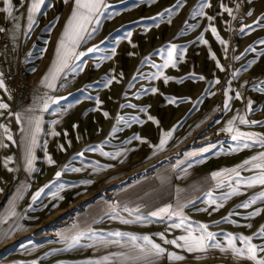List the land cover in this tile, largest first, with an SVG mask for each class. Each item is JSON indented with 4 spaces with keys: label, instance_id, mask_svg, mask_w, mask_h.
I'll list each match as a JSON object with an SVG mask.
<instances>
[{
    "label": "rangeland",
    "instance_id": "1",
    "mask_svg": "<svg viewBox=\"0 0 264 264\" xmlns=\"http://www.w3.org/2000/svg\"><path fill=\"white\" fill-rule=\"evenodd\" d=\"M206 2L210 6L202 17L194 12L205 0H182L178 7H174L178 0H105L107 8L100 23L90 26L96 31L76 49L82 55L74 61L75 70H66L55 81V89L49 90L40 81L54 59L72 4L46 0L38 23L25 36L27 5L19 7L20 0H13L19 9L15 15L21 17V31L15 41L0 33V52L5 53L0 55V71L12 97L9 99L0 89V99L12 112L22 111L44 92L58 103L40 114L33 172L25 170L20 125L8 111L0 116V123L9 126L16 141L5 140L9 146L0 148V264H82L121 251L118 246L67 249L62 236L88 228L101 236L116 231L149 235L168 251L186 257L169 261L165 256L159 264H234L230 256L218 250L196 259L197 254L163 244L157 233L164 232L167 239L184 234L182 228L169 227L178 219L126 224L109 215L112 205H117L118 211L124 205H139L141 213L147 215L167 204L175 206L178 200L187 203L193 199L195 205L188 204L184 209L188 222L193 226L207 224L209 231L221 237L227 233L253 235L264 225V202L238 207L264 191V185L241 186V194L217 199L223 206L216 211L212 210L215 205L209 207L206 195L211 191L214 198H219L231 191L227 183L217 187L218 180L212 173L232 169L264 152L260 145L238 147L231 134L222 131L238 115L264 122V92L254 87H264V45L259 43L264 40V20L254 25L264 16V0H243L235 20L227 13L218 15L221 0ZM222 2L235 8L234 0ZM169 8L173 9L170 16L165 12ZM248 12L252 15H246ZM160 13H164L162 18ZM207 16L215 20L210 22ZM210 23L227 41V50L211 32ZM244 25H253L254 30L240 32ZM0 27H12L4 13H0ZM201 35L207 44L198 41ZM173 45V61L168 62L167 52ZM90 48L94 50L89 52ZM253 60L256 63L252 64ZM165 63L167 67H163ZM237 70L238 77L232 79ZM201 76L204 79H199ZM165 77L169 78L167 82ZM153 88L157 89L155 93ZM228 89L233 99L225 110ZM236 92L242 94L241 99L235 98ZM169 99L175 102L169 103ZM249 100L256 109L253 112L247 111ZM145 108L146 112L140 111ZM234 128L264 135V123L242 125L237 120ZM167 131H172V136L161 150L157 145ZM105 152L119 155L113 158L103 155ZM188 153L197 155L188 157ZM9 156L13 157L9 164L13 172L3 166ZM49 157L53 164L48 163ZM257 171L240 170V176L246 178ZM57 172L61 173L59 177ZM200 208L208 211H198ZM257 209L259 215L245 219ZM121 216L134 219L123 211ZM225 217L236 223L225 221Z\"/></svg>",
    "mask_w": 264,
    "mask_h": 264
},
{
    "label": "snow or ice",
    "instance_id": "2",
    "mask_svg": "<svg viewBox=\"0 0 264 264\" xmlns=\"http://www.w3.org/2000/svg\"><path fill=\"white\" fill-rule=\"evenodd\" d=\"M3 7H0V13L5 14V20L11 23V29L6 27H0V33H6L15 41L21 31L20 16L15 15L19 9L14 6L13 0H2ZM65 4H72L70 11V16L68 17L65 26L63 28L62 36L59 39L58 45L55 49L54 59L49 67L48 72L42 77L40 85L43 87L54 90L56 85L55 81L59 79L66 70H75L74 61L79 58L81 53H78L76 49L82 42H85L87 38L91 37L92 33L96 31V28L90 27L94 24L98 25L100 23V17L103 16L104 11L107 8L105 0H63ZM155 2V0H152ZM235 8L229 7L224 4L221 0L219 5L220 12L218 15L227 13L229 17L233 20L236 19L235 13L239 11L241 2L243 0H234ZM46 0H20L19 7H26V28L23 32V35H30L31 31L34 29V26L38 23V15L41 12L42 7L45 5ZM182 3V0H178V3L174 7H178ZM210 5L206 2L201 4L199 9L194 12L195 16H205L204 9ZM173 9H166L165 12L171 15ZM161 18L164 16V13L158 14ZM246 15H252L251 12L246 13ZM210 22L215 20L213 16L206 17ZM58 19V18H57ZM261 20H264V16L259 17L254 21V25H260ZM170 22V21H169ZM195 27V26H191ZM209 28L213 35H215L217 41L225 47L227 50V41L221 39L217 33V29L209 24ZM246 29H253V25H244L240 28V32H245ZM254 30V29H253ZM198 41L207 44L208 42L203 39V36L198 37ZM261 45H264V40L259 41ZM7 47V46H5ZM94 49H88L89 52ZM176 46L173 45L167 52L168 62L173 61L174 52ZM254 51V49H252ZM0 55H5V53L0 52ZM261 55H264V51L261 52ZM213 59L215 55L212 54ZM239 59V57H235ZM252 64L256 63L255 60L251 62ZM168 63H165L163 67H167ZM217 67H223L217 62ZM250 67V65H249ZM247 70V69H245ZM162 75V72L159 73ZM194 75V74H192ZM239 75V70L233 72L232 79H236ZM5 74L3 71H0V89H2L6 94H8L9 99H11V90L6 86L5 83ZM169 78L165 77V82ZM199 79H204V77H199ZM108 83H111L109 81ZM218 83V81H216ZM230 83V82H229ZM247 83V82H246ZM264 84V82H262ZM258 88L259 91L264 92V87L261 85H254ZM153 93L157 89H151ZM230 89L225 91V101L224 109L227 110L230 108L229 101L233 99L232 96L228 95ZM236 99H241L242 94L240 92L235 93ZM175 102L174 99H169V103ZM58 103L57 100L51 98L47 92L43 94H38L33 98L32 104L22 111L12 112L10 111V105L0 99V116H3L4 111H8L9 117H14L17 125H20V132L22 134V143L24 145V166L27 172L35 171L33 167L35 156L34 149L38 144V136L41 130L42 117L40 114L49 110L51 104ZM99 103V101H97ZM252 101L247 103V111L253 112L256 109L252 107ZM134 107V106H133ZM140 111L146 112L147 109H141ZM104 116L107 117L108 113L105 112ZM135 119V118H134ZM149 120L154 121V118L149 116ZM239 121L242 125H255L259 123H264L261 121H249L244 116L234 117L232 120L228 121L227 127L222 129V131L231 134V139L237 142L238 147L242 146L243 148H249L253 145H260L264 147V135H259L251 132H241L239 129L234 128L236 121ZM156 122V121H154ZM58 123V121H56ZM158 123V122H156ZM175 129H173L174 131ZM53 135H58V133H52ZM172 136V131L164 132L160 138L159 147L161 150L164 149L168 139ZM133 139L140 140L141 137L134 136ZM10 141L16 143L13 139L12 132L7 124L0 123V148H7L9 145L4 141ZM63 150V146H60ZM238 149H233L236 151ZM105 156L113 157L119 155V153H103ZM197 153H188V157H193ZM13 161V157H6L3 161V166L9 172L15 171L14 168L9 167V164ZM185 161H181L183 164ZM48 163L53 164L54 161L51 157L48 158ZM188 167H192L191 164ZM258 170L256 174L249 177H241L240 170ZM79 171V169H74ZM186 171V169H185ZM227 173V177L225 176ZM60 172L56 173V176H60ZM212 178L218 180L217 187L222 186L227 183V186L231 188V191L223 194L222 197L214 198L211 191L207 192L208 196V205L211 207L215 205L212 209L213 211L218 210L223 206L222 203H217V199L226 200L233 195H238L240 193V187H252L255 185H264V152H261L257 156H253L250 159L244 160L240 165L232 169H226L218 172L212 173ZM83 183H90V181H83ZM233 184L235 186L233 187ZM45 187H48L47 185ZM60 188H63V185H60ZM0 191H3L0 189ZM178 192L181 190H177ZM43 192V188L40 189L34 196L33 201H35L40 194ZM19 198V196L17 197ZM62 198V197H61ZM264 202V191L258 193L257 195L251 197L249 200L243 202L238 207L249 208L250 205L255 204L257 201ZM188 204L195 205V200L189 199L187 203L178 202L175 204H167L165 206L159 207L156 210L150 211L147 215H144L140 211V206L136 205L135 207H129L124 205L119 211L117 210V205L111 206V219H120L122 223H144L151 220L156 221H173L174 218L178 219L177 222H173L169 225L170 228H182L184 234L174 238L167 239L165 233H157L156 235L163 241L165 245H172L177 249H181L184 252L190 254H197L196 259L204 258L206 255L210 254L212 251L218 250L219 253L223 255L230 256L234 261V264H241V261L251 262V264H264V243L256 244L253 243L254 240H264V225L254 233L253 235H243V234H233L227 233L222 237L217 233L211 232L208 230L209 226L207 224H197L193 226L192 223L188 222V217L184 214V209ZM198 211H208V208H200ZM121 211L128 213L129 217H134V219H126L121 216ZM108 214V213H106ZM260 210L257 209L255 212L250 213L249 216L245 217L246 220L251 219L253 216L259 215ZM12 215L15 216V212H12ZM231 215V214H230ZM225 221L236 223L231 221L229 217L224 218ZM218 223V222H217ZM246 227H251V224H247ZM168 229H166L167 231ZM87 239L91 241L90 243L82 244L81 241ZM62 240L67 245V249H74L77 247H87V248H108L111 246H118L121 251L112 252L108 255H104L98 259H88L82 262V264H159V261L167 256L169 261H183L186 259L184 255L178 254L175 251H168L160 243H155L151 236L149 235H136L124 232H110L107 236L98 235L95 231L88 228L87 230H75L74 232L64 234Z\"/></svg>",
    "mask_w": 264,
    "mask_h": 264
}]
</instances>
